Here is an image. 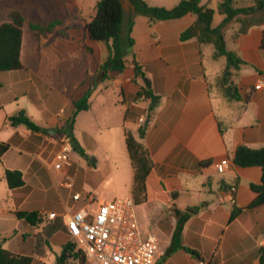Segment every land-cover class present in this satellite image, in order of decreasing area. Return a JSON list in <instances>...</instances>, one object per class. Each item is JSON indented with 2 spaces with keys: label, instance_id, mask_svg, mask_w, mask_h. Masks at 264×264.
I'll list each match as a JSON object with an SVG mask.
<instances>
[{
  "label": "crops",
  "instance_id": "0c3cea01",
  "mask_svg": "<svg viewBox=\"0 0 264 264\" xmlns=\"http://www.w3.org/2000/svg\"><path fill=\"white\" fill-rule=\"evenodd\" d=\"M98 1L61 0L59 8L66 5L68 9L62 27L38 35L31 24L52 22L62 14L52 12L58 6L48 9L38 0H0V26L10 20L12 12L25 20L24 67L0 72V145H8L0 156V244L14 255L31 257L32 264H82L73 257L59 261L64 248L73 243L66 216L85 204L84 200L74 204L73 195L93 198L94 207L100 201L132 196L135 170L128 150L106 147L102 138L101 130L118 126L126 149L125 133L130 131L153 161L146 182L147 200L137 206L144 232L155 234L150 219L161 203L191 213L174 251L178 217H171L167 242H160L166 251L163 264H169L171 254L181 252L190 257L189 264H198L199 259L212 264H262L264 205L249 206L258 197L251 185L262 184L263 168L239 167L233 160L241 145L264 147V28L253 27L238 38H234L237 26L226 31L228 48L246 62L232 78L242 99L229 101L217 83L226 58H214L211 44L180 40L181 33L195 22L192 14L150 26L147 16L125 12L124 26L133 19L135 40L126 57L128 68L113 81L102 80L100 65L107 47L84 33ZM83 8L90 10V17L84 16ZM65 28L79 33L60 37ZM82 39L90 41L87 45L96 47L94 55L100 52L101 57L93 59L81 46ZM134 58L147 66L143 71L159 96L153 110L150 100L135 101L142 79L136 74ZM261 82L262 88L256 89ZM93 86L90 108L75 115V102ZM19 112L40 128L12 125L10 117ZM73 117L76 149L67 162L58 163L59 134ZM142 127L143 137L139 134ZM227 157L229 168L217 172L214 163ZM8 171L20 173L23 185L10 187ZM230 185L237 186L235 206L224 196ZM235 208L242 211L230 222ZM20 212L37 214L38 223L19 217Z\"/></svg>",
  "mask_w": 264,
  "mask_h": 264
},
{
  "label": "trees",
  "instance_id": "16d2710c",
  "mask_svg": "<svg viewBox=\"0 0 264 264\" xmlns=\"http://www.w3.org/2000/svg\"><path fill=\"white\" fill-rule=\"evenodd\" d=\"M136 14H141L149 18L150 26H154L159 21L179 19L187 14L195 16L193 25L184 30L180 35L181 41L196 39L200 45L211 44L214 46V58L225 57L227 64L222 74L217 78V83L222 95L229 101L242 99L237 86L232 81L234 71H238L246 62L227 45L226 31L231 26H237L234 38L247 34L253 27L264 28V0H254L250 6H237L238 0H220L217 7H211V3L204 0H181L175 7L166 8L162 6H151L144 0H127ZM96 13L86 24L85 31L91 40L102 42L107 46L108 55L100 65V74L102 80L113 81L117 76L122 75L128 68L126 59L129 52L135 45L132 37L133 19L131 18L128 25L124 26L125 9L124 0H99L96 4ZM223 17L222 22L214 25L215 15ZM10 20L0 26V72L23 69L21 61L23 25L24 17L19 12H12ZM60 20H55L48 24L35 23L31 24V29L39 34L52 32L59 24ZM261 48L264 49V29L261 33ZM136 74L143 80V85L138 84V92L135 101H151L150 110H153L157 104L159 96L154 94L151 81L146 77L143 69L147 66H141L134 58L132 61ZM135 82V81H134ZM95 86L90 88L83 98L75 102L77 115L80 111L90 108V98ZM12 125H25L29 129L36 130L40 127L26 115L25 112L10 117ZM75 118L68 120L64 126L75 143L73 136V127ZM141 137L145 135V127L140 128ZM126 146L135 170L134 187L132 196L137 205L147 200V180L151 174L153 161L148 150L138 141L132 132L125 133ZM8 149L7 144L0 145V156ZM234 164L239 167L263 168L262 184L251 185L252 190L258 193V197L249 206L250 209L264 205V147L260 149H251L241 145L238 147ZM210 162H207L209 164ZM7 180L10 187L23 185V179L18 172H7ZM175 195V194H174ZM241 209L235 208L231 214L230 222L233 221L240 213ZM178 217V225L174 234L171 251L178 248V239L181 235L185 222L191 217L190 212H182L175 209ZM18 216L25 218L29 223L36 225L38 215L35 213H18ZM196 256V253L186 249ZM261 263L264 264V247L260 250ZM76 258L84 263L80 253L76 251L73 243L68 244L59 261L65 263L70 258ZM0 264H32V258L29 256H18L7 251L0 244Z\"/></svg>",
  "mask_w": 264,
  "mask_h": 264
},
{
  "label": "built area",
  "instance_id": "2783aa9c",
  "mask_svg": "<svg viewBox=\"0 0 264 264\" xmlns=\"http://www.w3.org/2000/svg\"><path fill=\"white\" fill-rule=\"evenodd\" d=\"M262 85L263 82L256 89ZM59 141L61 148L56 159L58 163H65L75 151V143L66 131L59 134ZM230 163L227 157L214 166L217 172L224 173ZM224 196L235 206L237 186H228ZM72 198L74 204L85 201L82 207L66 216L68 234L83 264H163L166 251L155 234L144 232L133 196L100 201L96 207L91 197L84 199L76 193ZM198 264L212 263L199 259Z\"/></svg>",
  "mask_w": 264,
  "mask_h": 264
},
{
  "label": "rangeland",
  "instance_id": "374dc122",
  "mask_svg": "<svg viewBox=\"0 0 264 264\" xmlns=\"http://www.w3.org/2000/svg\"><path fill=\"white\" fill-rule=\"evenodd\" d=\"M60 1L61 0H38V4H40V6L46 7L48 9H52V8H55L58 6L57 9H53V11H52L53 13L54 12L58 13L60 11L62 12V14H60L58 16V18L55 19V20H60L61 21L60 24L52 32L44 33V34L55 33L57 30H59L58 28H61L63 25L64 17L68 13V9H67L66 5L59 8L60 7L59 5L61 4ZM144 1H146L151 6H164V7L170 9V8L175 7L181 0H144ZM219 1L220 0H209V2L212 4L211 7L214 9L217 7ZM253 3H254V0H238L237 6H248V5H252ZM124 9H125L127 16L132 15L133 9L127 0H124ZM81 11L84 13V16L90 17L91 13H90L89 9L83 8ZM95 11H96V9H95ZM79 17H81V15H79ZM55 20H53V21H55ZM222 20H223V17L220 16L219 14H216L215 19H214L215 26H218L222 22ZM77 21H78V19L76 18L75 22H77ZM81 22L82 21L80 20V23ZM77 25H79V23L74 25V26H77ZM78 33H79L78 29H74V32H67V30L65 28V29L61 30V34L59 36L60 37L66 36V38H68L67 36H70L69 38H71L72 36H76V34H78ZM84 33H86L85 28H84ZM44 34L38 33V35H44ZM73 40H76V39L74 38ZM91 41H93V40H91ZM88 42H90V41L82 39L81 40V46L84 47L85 49H87L88 51H90V53L89 52L88 53L92 56L93 59H95V55H96V57L100 58L101 57L100 52H96L94 55L93 50L97 51V48L96 47H95V49L91 48L90 46L87 45ZM105 47H107V46L105 45ZM101 48H102L101 53H105L104 45H101ZM71 49H72V51H75V49L73 47H71ZM63 56H66V53ZM105 58H104V60H105ZM140 82L142 83V85L144 84L143 80H140ZM112 105L114 106V103H112ZM117 107L119 109L120 106L118 105ZM114 113H117V112L114 111ZM101 132H104V134H105L102 138H105L104 144L106 145V147L115 146V148H118V149H119V147H121L120 150H122V151L127 150L125 147V140H124L123 131H121L118 128V126H115V127L111 126V128H109L108 130H101ZM156 210H157V213H155L154 216L151 217V219H150L151 228L154 231V233L157 235V237L159 238L160 242L162 244H166L167 239H168L167 236H168V234H170L171 217L175 218V212H174L175 209L172 206L167 207L161 203V205H159L156 208ZM170 256H171V259L169 261V264H189L188 261L190 260V257L188 255H186V253L181 252V253H177L176 255L171 254Z\"/></svg>",
  "mask_w": 264,
  "mask_h": 264
}]
</instances>
